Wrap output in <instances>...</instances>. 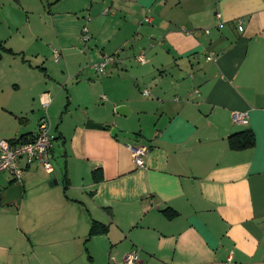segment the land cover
I'll return each mask as SVG.
<instances>
[{
  "label": "crops",
  "instance_id": "obj_1",
  "mask_svg": "<svg viewBox=\"0 0 264 264\" xmlns=\"http://www.w3.org/2000/svg\"><path fill=\"white\" fill-rule=\"evenodd\" d=\"M97 3L0 0V40L12 50L0 59V139L36 135L57 108L54 99L43 106L53 82H41L26 55L41 60L56 49L57 62L84 71L65 103L74 114L53 135L61 181L48 186L39 170L55 169L37 165L21 183L0 174H8L0 264H125L133 251L136 264H264V0ZM115 53L120 61L97 73L93 66ZM45 61L36 67L47 76ZM233 112H246L247 123ZM114 126L139 141L113 136ZM246 128L255 146L231 150L228 136ZM128 142L149 147L143 167ZM16 184L20 200H6ZM94 221L106 233L89 235Z\"/></svg>",
  "mask_w": 264,
  "mask_h": 264
},
{
  "label": "built area",
  "instance_id": "obj_2",
  "mask_svg": "<svg viewBox=\"0 0 264 264\" xmlns=\"http://www.w3.org/2000/svg\"><path fill=\"white\" fill-rule=\"evenodd\" d=\"M110 9H105L104 13L107 14ZM146 23H152V16H145ZM239 30L243 29L242 18L238 19ZM83 38L88 41L91 38L87 28L83 30ZM54 60L57 62L60 59V53L54 49ZM139 63H146L147 59L144 52L136 56ZM118 53L111 55H104L100 62L96 63L93 67L99 74L103 73L108 65L119 62ZM144 95L149 94L148 88L143 90ZM106 99L105 95H102ZM51 100L50 98L43 99L42 104L48 107ZM248 114L246 112H233V121L240 124L247 123ZM54 136L50 135V122L48 117L40 119L38 124V132L34 136L25 137L22 140L18 139H0V174L9 173L13 180L21 183L25 168L31 165L42 167L46 172L52 173L54 171L52 165V152L54 149ZM128 148L132 154L134 163L138 167L145 165V157L149 151V147L143 144L128 142ZM138 261V254L133 251L124 257L125 264H136Z\"/></svg>",
  "mask_w": 264,
  "mask_h": 264
},
{
  "label": "rangeland",
  "instance_id": "obj_3",
  "mask_svg": "<svg viewBox=\"0 0 264 264\" xmlns=\"http://www.w3.org/2000/svg\"><path fill=\"white\" fill-rule=\"evenodd\" d=\"M98 2L97 4H100L101 0H95ZM105 9H110L109 5L104 6L101 8V13L104 15V10ZM113 10V8H111ZM85 15L89 16L88 13H85ZM110 14L105 15L106 17H109ZM31 51H34L32 49ZM26 59L28 60L27 64H31L34 68L32 69V72L35 73L41 82H44L46 78H49L53 83L52 88H49V94L51 96V101L54 99V104L57 103L55 109H51L48 114V118L51 120V130H50V135H56V126L60 125L61 117H64L69 119L72 114H74L75 111V105L74 103H71L67 108L68 111H65V103L69 95V90H72V87L74 84L77 83L78 79H81L84 71L83 69H73V68H68V66L64 63V59L61 58L60 62H56L54 60V56L52 53H50L46 56V59L43 58L41 60H36L35 57H32L30 55H26ZM46 61H45V60ZM42 60L45 61L46 66H45V71H47V76L44 74L43 71L39 70L36 66L42 65ZM75 71V72H72ZM97 78H93V80H96ZM10 90H12L10 87H7L5 90L6 94L10 95ZM16 95L23 96L25 93V90H21L19 92H13ZM5 94V95H6ZM60 104V106H58ZM37 109L40 112L45 111L42 105H37ZM58 111V112H57ZM70 120V119H69ZM66 121V120H65ZM60 143H58L56 140L54 141V155L52 157V165L53 168L55 169V173L52 175H47L42 169L39 170L41 174L46 176L47 180V185L50 186V182L53 179L58 178L60 181L63 177L64 169H65V162L64 158L60 153ZM6 178H8V174H2L0 175V180H3V185L6 184ZM60 182L58 185L53 186L52 188L59 190L60 188ZM14 210H16V207H13Z\"/></svg>",
  "mask_w": 264,
  "mask_h": 264
},
{
  "label": "trees",
  "instance_id": "obj_4",
  "mask_svg": "<svg viewBox=\"0 0 264 264\" xmlns=\"http://www.w3.org/2000/svg\"><path fill=\"white\" fill-rule=\"evenodd\" d=\"M4 52L12 53V50L7 48L4 43L0 40V59ZM25 137H21L18 140H22ZM228 146L231 150H244L252 149L255 146V135L250 128H246L236 133H232L227 138ZM67 182V181H66ZM0 204H2V194L0 192ZM167 217L171 218L176 215L175 212L165 211ZM107 226L98 222H93L89 235L106 233Z\"/></svg>",
  "mask_w": 264,
  "mask_h": 264
},
{
  "label": "water",
  "instance_id": "obj_5",
  "mask_svg": "<svg viewBox=\"0 0 264 264\" xmlns=\"http://www.w3.org/2000/svg\"><path fill=\"white\" fill-rule=\"evenodd\" d=\"M126 107L124 106H120L116 109V112L119 113V114H122V110L125 109ZM123 115V114H122ZM87 127H93V128H103V129H106L107 126L105 125H101V124H96V123H93V122H90V121H87L86 123ZM111 134L113 136H116L118 138H121V139H127V140H130V141H133V142H137L139 141L135 134L133 133H130V132H124V131H121L119 128L117 127H111ZM50 184H52L50 182ZM21 195H22V185L21 184H16V185H13L11 187H9L6 192H5V199L7 200L8 198H14V199H17V200H20L21 198Z\"/></svg>",
  "mask_w": 264,
  "mask_h": 264
}]
</instances>
